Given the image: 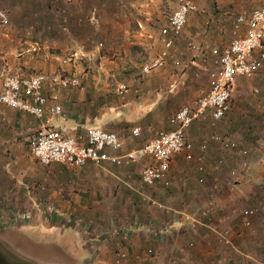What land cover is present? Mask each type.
Masks as SVG:
<instances>
[{
	"label": "crops",
	"instance_id": "1",
	"mask_svg": "<svg viewBox=\"0 0 264 264\" xmlns=\"http://www.w3.org/2000/svg\"><path fill=\"white\" fill-rule=\"evenodd\" d=\"M19 1L20 14L10 18L9 27L0 26V75L77 76L79 87H57L49 79L44 89L47 97L58 94L62 116L52 123L67 135L98 126L118 134L123 152L134 150L171 129L170 117L211 88L215 57L191 51V35L176 40L163 68L142 72L152 57L141 63L140 57L148 50L156 56L160 44L152 28L134 31L131 9L140 8L137 25L153 24L159 17L153 0ZM263 4L224 1L234 16ZM196 12L189 21L197 19ZM234 21L224 28L228 38ZM257 76L264 80V67ZM257 76L236 80L223 120L208 115L186 129L194 158L174 157L169 187L142 183L149 158L123 167L44 166L29 145L41 121L0 104V228L31 216L30 231L48 238L44 245L51 250L65 249L76 264H117L120 256L119 264H264V92H255L260 87L251 81ZM121 84L138 92L119 95ZM134 128H140L138 136ZM243 149L246 158L239 153ZM198 156L204 157L203 172ZM251 209L255 213L247 215Z\"/></svg>",
	"mask_w": 264,
	"mask_h": 264
},
{
	"label": "built area",
	"instance_id": "2",
	"mask_svg": "<svg viewBox=\"0 0 264 264\" xmlns=\"http://www.w3.org/2000/svg\"><path fill=\"white\" fill-rule=\"evenodd\" d=\"M197 11L193 0H178L177 6L168 18V24L160 30L161 49L158 54L142 65V72L149 74L163 68L169 60L176 40L183 34L191 14ZM233 37L228 45L212 51L215 57V69L210 71L211 88L196 99L183 105L170 117L169 130H160L143 146L123 152V143L117 133L102 127H90L85 135L70 136L65 130L56 128L52 119L62 116V105L57 93L45 96L44 89L50 77L45 73L31 76L16 74L0 75V104L11 109L25 112L41 121L29 141L33 156L44 166L63 164L71 168H80L88 163L101 165L110 163L123 167L132 166L143 160L151 159L141 172L142 183L148 187L161 182L164 187L171 186L169 171L175 156L184 154L186 160H193V144L185 137V131L196 120L206 119L209 115L215 122L225 118L230 111L232 92L238 78L252 79L264 67V4L251 12H240L234 21ZM10 25L6 10L0 9V26ZM142 27V25H140ZM103 46V43L99 44ZM67 61V60H66ZM54 86L61 88L79 87L77 76L50 79ZM131 91L138 92L129 84H121L119 95ZM256 93L259 90H255ZM53 104L48 108V103ZM140 128H134L133 135L138 136ZM216 141L223 142L230 149L237 150L236 142L217 136ZM201 150H207L203 144ZM244 158L248 151L240 150ZM199 171H204V157L198 156ZM221 163V162H220ZM232 176L237 170H232ZM153 204H157L152 202ZM255 210H247L252 216ZM190 216L185 220L189 221ZM246 220L245 225L249 226ZM227 233V232H226ZM122 257L116 259L119 264ZM106 264V263H104Z\"/></svg>",
	"mask_w": 264,
	"mask_h": 264
},
{
	"label": "rangeland",
	"instance_id": "3",
	"mask_svg": "<svg viewBox=\"0 0 264 264\" xmlns=\"http://www.w3.org/2000/svg\"><path fill=\"white\" fill-rule=\"evenodd\" d=\"M2 3H0V9H4L8 12L10 15V18L17 17L21 10L19 9L20 7V2L19 0H1ZM136 2V3H141L144 0H130V2ZM177 1L178 0H153V4L157 5L159 10L157 12L158 18L156 17L154 20V23L152 24L151 22H148V24L142 25H137L135 23L137 20H140V8L137 6V9L133 8L132 10V15L133 18L134 16V31H138V33H142V30L145 28L148 31V28H152L153 31L152 33L155 34L154 38H157L160 47L158 52L161 49V43H160V30L162 27L166 25V22L168 21V17L170 14L174 11V9L177 6ZM197 6V19L193 18L191 21L188 20L187 25L184 29L183 34L180 37L184 38L187 36L191 35V38L193 37V40H191V43H188V48L192 49L194 53L197 51H203V53L209 57L212 55V51L216 48H221L222 44L229 43L232 39L228 38V33H225L224 28H227L232 22L234 21V16L235 11L232 6H230L229 10H226V5H224V1L226 0H193ZM24 4H27V2H24ZM8 5V6H6ZM139 5V4H138ZM6 6V7H5ZM15 6L17 8H15ZM27 10L24 12L26 13ZM202 17V18H201ZM190 18V17H189ZM142 21V20H141ZM203 22V23H202ZM10 26V25H9ZM7 26V27H9ZM148 27V28H146ZM4 29V28H3ZM144 32V33H145ZM158 35V37H157ZM179 37V38H180ZM233 37V34H232ZM178 38V39H179ZM189 39V38H188ZM202 42V45L200 43ZM150 50L147 51V53H143L142 56L140 57V63L148 60L150 57H153L155 55H149ZM158 54V53H157ZM141 58L143 60H141ZM90 62L92 65V61H87ZM101 66V65H100ZM263 77L257 76L252 82V85H257L260 87L259 92L260 94H263L264 92V82H263ZM260 97L263 95H259ZM7 107V106H6ZM213 130L218 131L221 129L220 126H213ZM222 131V130H220ZM44 203V202H42ZM10 206V211L16 212V210H11Z\"/></svg>",
	"mask_w": 264,
	"mask_h": 264
},
{
	"label": "water",
	"instance_id": "4",
	"mask_svg": "<svg viewBox=\"0 0 264 264\" xmlns=\"http://www.w3.org/2000/svg\"><path fill=\"white\" fill-rule=\"evenodd\" d=\"M31 219V216L21 217L13 225L0 228V234L4 236L0 238V264H76L68 259L72 255L65 249L51 250L46 247L44 244L48 238L30 231ZM20 230V234L11 233Z\"/></svg>",
	"mask_w": 264,
	"mask_h": 264
}]
</instances>
